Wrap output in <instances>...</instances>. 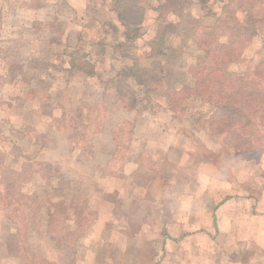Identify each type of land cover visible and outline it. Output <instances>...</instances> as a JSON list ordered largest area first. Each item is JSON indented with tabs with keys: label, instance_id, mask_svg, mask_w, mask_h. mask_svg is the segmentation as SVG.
Listing matches in <instances>:
<instances>
[{
	"label": "crops",
	"instance_id": "crops-1",
	"mask_svg": "<svg viewBox=\"0 0 264 264\" xmlns=\"http://www.w3.org/2000/svg\"><path fill=\"white\" fill-rule=\"evenodd\" d=\"M149 10L158 16L148 9L143 23ZM130 78L129 126L154 114L149 135L128 130L122 144L117 127L100 124L85 148L65 142L52 158L45 149L46 158L16 159V178L27 167L28 179L0 182V264H264V136L227 144L223 135L174 129L181 121L168 103L153 105L152 91Z\"/></svg>",
	"mask_w": 264,
	"mask_h": 264
},
{
	"label": "rangeland",
	"instance_id": "rangeland-1",
	"mask_svg": "<svg viewBox=\"0 0 264 264\" xmlns=\"http://www.w3.org/2000/svg\"><path fill=\"white\" fill-rule=\"evenodd\" d=\"M177 1L183 5V16L197 17L199 25L212 20L211 15H204L198 0ZM69 3L70 0H0V182L27 181V167L16 178L17 160L21 157L46 158L43 151L48 149V156L52 158L62 153L65 142L85 148L100 124L108 131L117 127L115 132L122 144L126 142L128 130L136 135H149L147 126L153 123L151 115L154 114H138L137 126L130 127L135 114L127 111L135 97L127 87L130 77L147 84L141 83L152 91L155 106L159 102L167 103L166 93L179 82L188 86L195 84L191 67L202 55L186 31L178 30L175 36L170 35L173 28L167 20H179L172 13L173 3L167 6L169 11L163 14L162 21L158 22L149 10L148 18L140 26L127 25L113 14L112 0H77L72 3L74 7ZM150 4L155 6L156 0ZM87 15L91 19L84 23ZM85 24L94 26L95 31L84 30ZM156 32L171 44L164 56L149 53L148 42ZM91 40L97 44L89 45ZM253 44L244 48L243 60L234 64L231 73H241L250 60L263 59L262 50L258 46L251 48ZM80 55L89 59L87 70L98 78L79 71L82 69L79 64L84 61ZM157 64L163 67L161 71L157 70ZM137 95L140 98L148 93ZM176 99L180 110L174 111L177 115L174 119L181 123L175 121L179 126L174 129L179 127L191 133L200 129L192 117L199 111L203 113L208 103L194 95ZM25 120L37 124L36 128L23 125L21 122ZM153 130L154 127L150 129ZM202 131L209 133L207 129ZM61 164L65 168L69 166L66 158ZM9 211L16 214L12 209ZM61 211L58 217L65 214Z\"/></svg>",
	"mask_w": 264,
	"mask_h": 264
},
{
	"label": "trees",
	"instance_id": "trees-1",
	"mask_svg": "<svg viewBox=\"0 0 264 264\" xmlns=\"http://www.w3.org/2000/svg\"><path fill=\"white\" fill-rule=\"evenodd\" d=\"M150 1L112 0L110 9L127 25L140 26L148 9L158 12L160 22L169 11L167 6L173 3L172 13L179 20H167L173 28L170 35L175 36L178 30L186 31L202 55L197 59L198 65L191 67L195 84L166 93L173 117H177L174 111L180 110L176 97L200 96L208 107L193 116L192 121L201 130L223 135L227 144L233 140L249 145L251 139L264 136V57L260 62L250 60L239 74L231 73L234 64L243 60L248 44L260 42L264 54V0H198L204 15L212 16V20L203 25H199L195 16H183V5L177 0H156L155 6H151ZM167 41L156 32L148 42L150 55L160 56L170 51L171 44ZM79 57L84 60L79 67L89 69V59L86 60L85 55ZM75 64L72 61V65ZM139 83L147 85L142 80Z\"/></svg>",
	"mask_w": 264,
	"mask_h": 264
}]
</instances>
